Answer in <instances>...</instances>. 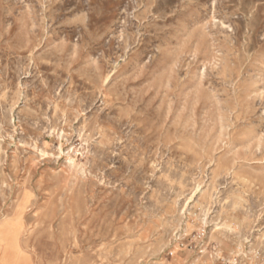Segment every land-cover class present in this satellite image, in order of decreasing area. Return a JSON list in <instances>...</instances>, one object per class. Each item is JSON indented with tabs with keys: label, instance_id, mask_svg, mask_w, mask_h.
Masks as SVG:
<instances>
[{
	"label": "rangeland",
	"instance_id": "374dc122",
	"mask_svg": "<svg viewBox=\"0 0 264 264\" xmlns=\"http://www.w3.org/2000/svg\"><path fill=\"white\" fill-rule=\"evenodd\" d=\"M0 117V264H264V0H0Z\"/></svg>",
	"mask_w": 264,
	"mask_h": 264
},
{
	"label": "bare ground",
	"instance_id": "6f19581e",
	"mask_svg": "<svg viewBox=\"0 0 264 264\" xmlns=\"http://www.w3.org/2000/svg\"><path fill=\"white\" fill-rule=\"evenodd\" d=\"M201 71H202V70H201ZM4 112H5V111H4ZM7 112H8V111H7ZM10 112H11V110H10ZM2 113H3V112H2ZM8 114H9V112H8ZM0 118H1V117H0ZM4 119H5V118H4ZM218 121H219V120H218ZM220 121H221V120H220ZM221 127H222V126H221ZM221 127H220V128H221ZM220 131H221V130H220ZM257 139H258V138H257ZM262 141H263V139H262ZM259 142H260V141H259ZM262 144H263V142H262ZM262 150H263V149H262ZM43 155H44V154H43ZM154 163H155V162H154ZM261 163H262V162H261ZM261 163H260V164H261ZM199 174H200V173H199ZM230 176H231V175H230ZM198 178H199V177H198ZM231 183H232V182H231ZM193 185H194V184H193ZM195 185H196V184H195ZM199 186H200V185H199ZM194 190H195V189H194ZM196 190H197V189H196ZM191 192H192V191H191ZM209 192H211V191H209ZM192 193H193V192H192ZM178 194H179V193H178ZM184 194H185V193H184ZM187 194H188V193H187ZM190 194H191V193H190ZM173 195H174V194H173ZM192 195H193V194H192ZM188 196H189V195H188ZM180 198H181V197H180ZM190 198H191V196H190ZM189 200H190V199H189ZM222 201H223V200H222ZM211 203H212V202H211ZM222 203H223V202H222ZM183 204H184V203H183ZM183 204H182V205H183ZM215 204H216V203H215ZM237 204H238V203H237ZM179 205H180V204H179ZM182 205H180V206H182ZM230 205L232 206L231 203H230ZM224 206H225V205H224ZM200 207H201V206H200ZM183 208H184V207H183ZM219 208H220V207H219ZM219 208H218V209H219ZM179 209H180V208H179ZM188 210H190V209H188ZM179 212H180V211H179ZM246 212H247V211H246ZM242 213H243V212H242ZM178 214H179V213H178ZM222 214H223V213H222ZM186 215H187V214H186ZM218 215H219V214H218ZM218 215H217V216H218ZM179 216H180V215H179ZM181 218H182V217H181ZM150 219H151V218H150ZM209 219H210V218H209ZM216 220H217V219H216ZM221 220H222V219H221ZM16 222H17V221H16ZM167 222H169V221H167ZM175 222H176V221H175ZM225 222H226V221H225ZM221 223H222V222H221ZM221 223H220V224H221ZM201 224L204 225V226L207 224V222H206V215H204V217L201 219ZM209 224H210V223H209ZM214 225H215V224H214ZM15 227H17V226H15ZM211 227H212V226H211ZM227 227H228V226H227ZM212 228H213V227H212ZM257 236H258V235H257ZM259 237H260V236H259ZM18 241H19V240H18ZM0 242H1V241H0Z\"/></svg>",
	"mask_w": 264,
	"mask_h": 264
}]
</instances>
